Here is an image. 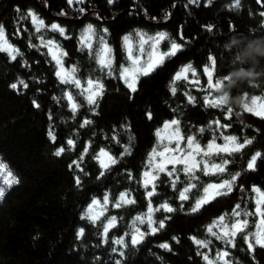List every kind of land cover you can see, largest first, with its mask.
Instances as JSON below:
<instances>
[{"label":"trees","instance_id":"1","mask_svg":"<svg viewBox=\"0 0 264 264\" xmlns=\"http://www.w3.org/2000/svg\"><path fill=\"white\" fill-rule=\"evenodd\" d=\"M231 4L232 0H212L210 5L207 0H198V4H188V0H115L111 5L107 0H85L83 4L74 0L69 6L67 0H0V24L4 25L8 43L21 53L13 61L7 52L0 51V163L18 181L10 187L5 185V196L0 198V264H207L205 255L215 261L216 254L225 250L231 264H264V248L254 246L255 250L249 252L241 238L243 234L237 235L236 247L231 248L206 231L237 204L242 210L254 211L257 194L251 189L255 186L264 191V117L243 107L250 104L251 98L264 94V16L260 15L264 0H240L238 8H230ZM28 10L46 26L60 25L68 38L49 27L37 33L31 19L22 18ZM89 24L112 49V75L101 72L93 55L81 47V34ZM209 25L212 31L207 30ZM137 33L166 34L157 42L161 53L170 50L172 41L180 44L181 50L166 56L149 75H141L133 93L120 79L119 69L121 65L130 66L123 37L129 35L135 45ZM41 35L45 40H54L67 53L62 57L63 66L77 68L82 88L59 82L55 61L46 48L39 46ZM97 48L94 41L93 53ZM210 57L215 59L214 66ZM187 65L192 66L195 75L192 71L182 73L187 79L175 82L173 95V77ZM205 68L212 73L213 85L220 81L213 89L208 87ZM89 78L100 80L104 86L94 105L81 95ZM21 79L28 83L26 89L10 87ZM65 92H71L80 105L75 115L64 98ZM189 95L195 103H188ZM205 97L220 102L225 97L234 98V103L213 108L205 103ZM34 100L39 108L33 105ZM228 108L232 115L226 119ZM172 119L180 121L183 137L193 136L200 145L214 138L215 143L222 144L229 136L236 137L239 143L245 139L252 143L232 156H212L217 163L222 159L232 163L221 175L197 172L199 180L193 181L197 187L188 193L187 201L178 197L188 177L178 172L180 179L173 190L170 178L160 174L155 181L156 195L151 197L152 207L167 201L175 211L161 209L153 213L154 227L158 228L161 220L165 224L155 234H149L147 223H137L144 238L133 246V220L143 216L148 207L140 183L142 172L147 168L149 153L157 147L156 131ZM85 120L91 123L80 127ZM214 121H219L220 126ZM49 130L56 137L54 143ZM69 139L75 142L74 148L67 145ZM86 146L88 152L80 161ZM60 147L65 151L54 155ZM100 149H105L117 163L111 165L105 159L109 167L101 168L95 158ZM256 152L262 156L254 171L247 170V161ZM74 161L80 162L83 171ZM171 167L168 165L169 170ZM176 167L180 169L182 165ZM236 172L240 176L231 193L203 205L198 212L191 211L203 194V185L219 183ZM77 177L81 180L79 186L75 183ZM121 192H130L136 202L114 208L112 203ZM106 194L110 203L100 219L95 224L81 219L92 200L102 204ZM100 211L99 207L93 209L95 214ZM112 216L117 218L116 226L109 229L104 243L102 225ZM255 217H247L246 231L255 230ZM227 222L231 223L230 216ZM80 228L84 235L77 238ZM121 237L126 246L113 243ZM191 237L210 241L209 246L200 248ZM164 243L170 250L159 247Z\"/></svg>","mask_w":264,"mask_h":264},{"label":"snow or ice","instance_id":"2","mask_svg":"<svg viewBox=\"0 0 264 264\" xmlns=\"http://www.w3.org/2000/svg\"><path fill=\"white\" fill-rule=\"evenodd\" d=\"M85 0H75L76 4H83ZM115 0H107L108 4H113ZM69 6H72L74 0H67ZM207 3L210 5L212 0H207ZM188 4H198V0H188ZM188 5H184L187 7ZM240 6V0H232V4L229 5L230 8H238ZM175 7V5L173 6ZM17 13L20 12V9L17 8L15 10ZM79 11L82 13L84 12L83 8H80ZM64 12H61V15H64ZM264 16V12L260 14ZM22 18H30L31 23L37 33H40L45 27H49L51 31L58 32L61 36H64L65 39L68 37L65 35V29L62 28L58 24H52L50 26H46L42 19H39L36 14L32 10H28L26 13V17ZM208 31H212V26H207ZM107 29H103V33H107ZM140 37L139 42V49L141 53L143 52L144 44L148 43L149 41H153L152 48L153 51L155 50V43L159 42V40L164 39L166 34L159 33L156 37H148L145 39V35L143 33H137ZM182 38V33H181ZM40 40V47L46 48L48 53L51 55L52 60L55 61L57 66V71L55 72L56 77L58 78L61 84L65 85H73L76 88H82V84L80 79L76 77L77 68L73 66L70 69H65L62 62V57L67 55V53L63 52L59 45L52 39L45 40V38L41 35L39 37ZM125 51L127 60L130 62V66L121 65L119 72H120V79L123 80L126 87L131 92L137 91V81L141 75L147 76L151 72L155 70L160 64L163 63V60L166 56H174L178 51L181 50V45L176 43L175 41L171 42L170 50L166 53H162L158 56L153 57L150 53L147 61L141 62V56L134 54L133 47L129 46L130 36L126 35L123 37ZM96 42L98 48L93 53V42ZM81 47L88 49L89 54L93 55L96 64L99 66V70L101 72H106L107 75H112V65H113V57L111 55L112 49L108 46L106 40L104 39L103 35L98 36L96 29L93 25L89 24L86 26L84 31L81 34L80 38ZM35 47V45H32ZM0 51L7 52L10 59L15 61L17 56L21 55L19 49L14 48L11 44L8 43L6 38V32L3 24H0ZM212 65H215V59L210 57L209 58ZM189 71L193 72L195 75L194 69H192L191 65H187L181 69L180 73H177L173 77L171 87V93L173 95L176 94V87L175 82L184 78L187 79L186 75L182 76V73H187ZM205 72L208 73L209 82L208 87L209 89L215 88L220 81L217 80L215 85L212 83V73L209 71L208 68H205ZM226 83V81H225ZM87 87H83L81 95H84L86 101L89 105H94L96 103V97L101 96L103 94V84L100 80L89 78L86 81ZM22 86L23 88L28 87V83L24 80H19L18 83H13L10 85L12 89H18V87ZM64 98L68 101V107L70 108L73 115L76 114L78 108L80 107L74 100V97L71 92H65ZM188 103L193 104L195 103V98L192 96L187 97ZM260 100V97H253L251 100V104L245 103L243 105L244 109L248 112H253L255 115L264 116V110H257V102ZM205 103L213 108H218L224 106L218 101L216 98L211 100L208 97H205ZM33 105L39 108V104L36 101H33ZM259 107L264 109V101H261ZM232 115V109L228 108L225 118L228 119ZM148 118L151 119V113L148 114ZM51 119V116H49ZM91 121L85 120L80 125V127H85L86 125L90 124ZM218 127L220 126L219 121H214ZM180 121L178 119H172L171 121H165L163 124V130L158 129L155 133L157 137V147H154L153 150L149 153L148 157V164L147 170L142 173L141 178V186L145 189L146 198L148 199V207L147 212L143 216H136L133 220V227L135 234L131 236V245L139 244L143 238L144 234L140 232V229L136 227V224H145L147 223L149 234H155L158 229H162L165 227L164 221L161 220L159 222L158 228L154 227L153 225L156 223L152 219V215L154 212H159L163 209L167 213H172L175 211L170 204L165 201L164 203L160 204L158 207L153 208L151 204V197L156 195V183L155 181L159 179L160 174L167 175L171 180V187L173 190H176V184L179 182V175L178 172H182L186 177H188L187 185L179 191V200L180 201H187L189 199L188 193L192 191V189L197 187L196 183L193 181H198L199 177L196 175L197 172H202L205 176L210 175H221L224 174L227 170V167L231 160L222 159L219 163L212 161V156H219L221 154H226L228 156H232L235 153L241 152L247 145L252 143V140L245 139L243 143H239L237 138L234 136L224 137L225 143L223 145H219L215 143V138L207 144L206 147H201L199 143L196 142L195 137L189 136L186 139L180 134L179 130ZM211 126V125H210ZM173 129L172 132L168 133V129ZM201 132L204 129H200ZM167 133V134H164ZM48 136L51 141L54 143L56 137L52 130H49ZM113 139H116L114 136ZM184 142V147H181V143ZM67 145L70 148L75 147V142L72 139L67 140ZM174 145V146H173ZM65 151L64 147L58 148L54 155L60 156ZM88 152V147L86 146L80 156V161L83 160L84 156ZM262 154L260 152H256L251 158L247 161V170L254 171L256 168V162L260 159ZM106 158L107 161L114 165L117 163V160L112 157L105 149H100L99 153L96 155V159L100 162V166L103 169H107L109 167V163H106L104 159ZM73 164L80 168V162L74 161ZM171 164V170H169L168 165ZM177 165H182L180 169H177ZM80 171H83L80 168ZM101 176L104 175L102 171L100 173ZM229 179L221 180L219 183H208L202 186L203 194L197 199L194 205L191 208L192 212H198L201 207L205 204L210 203L212 200L216 199L219 196H226L233 191V186L237 179L240 176L239 172L234 174H229ZM0 198H3L6 193L5 185L10 187L14 183H18L16 179L12 176V173L6 169V166L3 163H0ZM131 178V174H129ZM75 183L77 186L81 184V180L79 177L75 179ZM151 190H148V189ZM252 192L256 193L255 198V209L254 211H245L241 209L240 204L234 206L232 212L225 213L221 215L216 220H214L206 229L207 233L215 239L223 241L226 246L235 248L236 247V238L238 234H243L241 236L243 243L247 245V250L249 252H253L255 250L254 246H259L264 248V191H261L260 188L253 186ZM136 201L134 198H131L130 192H121L119 196L115 199L112 203L114 208H121L125 205L134 204ZM109 197L106 194L103 197V203L101 204L100 200L93 199L91 204L89 205L88 211L85 213L81 219H88L93 224H95L99 219L100 216L104 214V211L107 209L109 205ZM94 207H99L101 211L99 214H95L93 212ZM231 217V223H228L227 220ZM256 216L259 218L258 223L255 225L256 231L249 232L246 231L249 227V220L247 217ZM244 217V218H242ZM117 218L115 216L109 217L107 219V223L102 225V238L103 242L107 243V238L109 234V229L114 228L116 226ZM84 229L80 228L77 232V238L83 237ZM173 239H176L173 237ZM194 244L199 246L200 248H207L209 246L210 241L200 240L196 237H191ZM116 245L126 246L125 240L123 237L116 239L113 241ZM159 247L164 249H169L170 246L167 243L159 245ZM116 251V249H113ZM123 255V253H121ZM229 256L228 251H221L216 254L215 261L210 260L207 255L203 257V259L207 262V264H231V261L227 259ZM119 264V262H117Z\"/></svg>","mask_w":264,"mask_h":264},{"label":"rangeland","instance_id":"3","mask_svg":"<svg viewBox=\"0 0 264 264\" xmlns=\"http://www.w3.org/2000/svg\"><path fill=\"white\" fill-rule=\"evenodd\" d=\"M156 36H157V34L152 35V36H145V39H147L148 37H156ZM159 41H160V40H159ZM123 42H124V41H123ZM136 42H137V44L134 45V44L132 43L131 39H130L129 46L133 47V45H134V46L136 47V50H137V51H136V53H134V54H136V55H140V56H141V62H142V63H143L144 61H147V59H148L150 53L153 55V57L162 54L161 52H159V50H158V48H157V43H155V50L153 51V48H152L153 41H149V42H148V44H149L148 47H144V46H143V52H142V53H141L140 51H138V49H139L140 37H139L138 41H136ZM144 45H145V44H144ZM251 100H252V98H251ZM251 100H250V104H251ZM261 101H264V94L260 97V100L257 102V110H258V111H259V110H264V109H261V108L259 107ZM262 117H264V116H262ZM159 129L163 130V124H162V126H161ZM172 131H173V129H171V128L167 130L168 133H170V132H172ZM164 134H167V133H164ZM184 138H185V142H186L187 137H184ZM208 143H209V142H208ZM208 143H206L205 145H200V146H201L202 148H203V147H206ZM224 143H225V142H224ZM224 143L219 144V145H223ZM173 146H174V145H173ZM181 147H182V148L184 147V142L181 143ZM101 159H104V160H105L106 158H103V157H102ZM169 165H171V164H169ZM145 170H147V168L144 169L143 172H144ZM143 172H142V173H143ZM258 220H259V218H258V217H255V225L258 223ZM254 231H256V228H255Z\"/></svg>","mask_w":264,"mask_h":264},{"label":"clouds","instance_id":"4","mask_svg":"<svg viewBox=\"0 0 264 264\" xmlns=\"http://www.w3.org/2000/svg\"><path fill=\"white\" fill-rule=\"evenodd\" d=\"M247 75L249 77H253L254 74L248 73ZM245 82H248V81L245 80ZM232 103H234V98L225 97V98L221 99V104L222 105H231Z\"/></svg>","mask_w":264,"mask_h":264},{"label":"water","instance_id":"5","mask_svg":"<svg viewBox=\"0 0 264 264\" xmlns=\"http://www.w3.org/2000/svg\"><path fill=\"white\" fill-rule=\"evenodd\" d=\"M178 4V3H177ZM177 4H175V7L177 6Z\"/></svg>","mask_w":264,"mask_h":264}]
</instances>
